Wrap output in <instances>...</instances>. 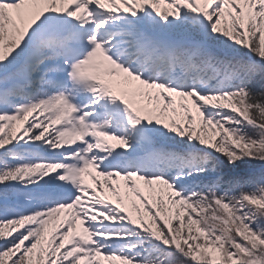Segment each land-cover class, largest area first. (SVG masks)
Here are the masks:
<instances>
[{"label":"snow or ice","instance_id":"1","mask_svg":"<svg viewBox=\"0 0 264 264\" xmlns=\"http://www.w3.org/2000/svg\"><path fill=\"white\" fill-rule=\"evenodd\" d=\"M0 264H264V0H0Z\"/></svg>","mask_w":264,"mask_h":264}]
</instances>
